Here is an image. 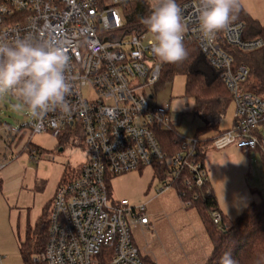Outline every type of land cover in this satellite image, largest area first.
<instances>
[{
    "label": "built area",
    "instance_id": "1",
    "mask_svg": "<svg viewBox=\"0 0 264 264\" xmlns=\"http://www.w3.org/2000/svg\"><path fill=\"white\" fill-rule=\"evenodd\" d=\"M137 0H0V37L9 40L32 31L43 39L62 44L70 57L67 78L72 85L67 97L70 114L59 109L40 118L28 113L21 129L9 130L10 138L51 134L60 138L69 131L85 138L91 155L78 174L56 191L49 215L47 243L33 256L42 264H145L133 241L132 226L150 224L145 204L110 199L113 177L166 165L169 177L159 194L173 188L184 171L183 185L201 189L209 182L197 145L205 139H184L183 150L169 156L160 143V131L173 132L169 109L149 103L161 77L162 63L153 55L150 32L133 30L120 11ZM186 26L184 43L198 47L221 78L236 106L231 130L214 136L210 146H231L264 154V136L258 129L264 121V99L243 91L249 69L235 66L219 39L243 53L264 47L261 38L246 40L243 23H230L209 42L196 20L199 0L179 4ZM95 98L88 100L84 90ZM14 98V97H13ZM31 158L35 159L31 154ZM210 191H208L209 193ZM185 207L192 200L181 196ZM215 224L222 221L217 213Z\"/></svg>",
    "mask_w": 264,
    "mask_h": 264
},
{
    "label": "rangeland",
    "instance_id": "2",
    "mask_svg": "<svg viewBox=\"0 0 264 264\" xmlns=\"http://www.w3.org/2000/svg\"><path fill=\"white\" fill-rule=\"evenodd\" d=\"M260 1L264 4V0H250L249 5L264 24V5L260 8ZM151 2L153 5L154 0ZM120 14L127 24L126 12L120 11ZM149 37L154 39L152 34ZM185 86V77L177 76L171 84L158 90L150 89L148 96L152 94L154 98L149 99V103L169 109L173 130L184 139H193L203 124L193 116L194 101L185 97ZM84 96L88 100L95 98L89 89L84 90ZM15 102V98L10 95L0 98V136H4V129L9 134V130L21 129L29 121L26 111L13 109ZM235 111L236 106L232 102L219 124V130L232 128ZM260 130L262 133L258 132V137L264 136V122L260 125ZM213 134L215 133H207L200 139L213 137ZM25 136L24 142L28 140L27 135ZM63 136L58 139L51 134L34 135L26 150L15 157L14 173L4 180V186L0 190V255L7 258L5 264H23L18 255V245L24 241L28 231L36 227L57 188L74 178L82 164L90 158L91 152L83 136L69 131ZM233 148L238 149L231 146L225 151L210 146L207 150L209 160H206V168L212 171L217 185L235 190L234 201L230 196L222 201L224 211H227L231 220L240 216L249 205L259 203L260 194L264 192L263 153L255 151L258 153L244 154V157L227 152ZM31 154L34 155V160L31 159ZM162 183L150 166L141 172L113 177L109 181L110 199H126L137 204L144 198L149 187H152L149 194L151 197L154 194L153 187L160 188ZM5 187L8 188L7 191ZM15 187L16 190L13 189ZM175 191L171 188L168 194L174 196ZM166 195L167 193L164 196ZM164 200L169 199L165 197Z\"/></svg>",
    "mask_w": 264,
    "mask_h": 264
},
{
    "label": "trees",
    "instance_id": "3",
    "mask_svg": "<svg viewBox=\"0 0 264 264\" xmlns=\"http://www.w3.org/2000/svg\"><path fill=\"white\" fill-rule=\"evenodd\" d=\"M151 1L137 0L127 5V20L133 30L147 31L140 21L141 17L149 15L152 11ZM185 1L187 0H177V3ZM238 22L245 26L244 39L261 38L264 41V25L254 19L241 3L240 11L235 15L232 23ZM219 42L222 49L232 56L235 66L245 65L249 69L247 81L242 86L243 91L264 99V47L252 53H243L237 48L228 46L222 38L219 39ZM185 46L189 53L187 59L178 64H162L161 77L155 88L158 90L173 83L177 76L185 77V97L194 101L193 116L203 124L194 139H200L201 136L211 132H216L219 135L223 133L219 131V124L226 116L233 97L227 90L221 73L206 61L198 47L187 43ZM63 137L62 135L59 139ZM158 137L169 156L183 150L185 140L177 132L160 131ZM212 138L205 139V142L202 141L196 147L202 162H204V148L210 145ZM153 169L156 177L162 181L170 175L166 165L153 166ZM186 177H188V172L184 171L182 175L173 180L172 186L185 200H192L194 195L198 196L192 207H196L202 215L212 246V253L206 264H219L220 257L225 252H230L237 264H264V192L260 194L259 203L249 205L240 216L231 220L221 214L209 182L204 188L189 190L183 185ZM208 191L210 192L208 193ZM52 202L53 200L47 204L45 213L37 222L36 227L28 231L24 241L19 245L23 264H36L32 261L33 256L45 248ZM217 213L222 216V221L219 224H215L213 219ZM142 259L145 264H148L144 258ZM100 264L108 263L102 260Z\"/></svg>",
    "mask_w": 264,
    "mask_h": 264
},
{
    "label": "clouds",
    "instance_id": "4",
    "mask_svg": "<svg viewBox=\"0 0 264 264\" xmlns=\"http://www.w3.org/2000/svg\"><path fill=\"white\" fill-rule=\"evenodd\" d=\"M151 7L150 14L141 17L140 22L154 37L153 55L162 64L183 62L189 55L184 43L183 9L177 0H154ZM239 11V0H199L196 20L203 37L211 42ZM69 60L62 44L43 39L35 32L12 40L0 37V98L14 97L13 109L26 111L34 118L57 109L70 114L67 97L72 85L66 75ZM219 264L237 262L230 252H225Z\"/></svg>",
    "mask_w": 264,
    "mask_h": 264
},
{
    "label": "crops",
    "instance_id": "5",
    "mask_svg": "<svg viewBox=\"0 0 264 264\" xmlns=\"http://www.w3.org/2000/svg\"><path fill=\"white\" fill-rule=\"evenodd\" d=\"M239 1L254 19L264 25L261 21V17H258L253 13L254 11L249 5V3H251L250 0ZM262 5L264 4L260 1V8ZM234 124L235 118L232 128L234 127ZM228 130L219 131L225 132ZM258 132L262 133L260 127ZM213 133H215L213 134V137L217 135L216 132ZM24 138L26 137L19 136L17 138H10L6 129H4V136H0V190L2 189V185L4 186V180L14 173L13 166L16 163L15 157L22 154L27 146L30 145L28 140L25 142L23 141ZM207 138H212V136ZM209 147L210 145H207L204 148L203 160L205 167H207L206 160H209L207 153ZM229 148L230 147L224 150L226 151ZM227 152L238 153L244 157H246L244 154L250 155L258 153L239 148H233ZM206 170L219 210L223 216L229 218L227 211H224L225 208L222 206V201L228 199V196L234 201L235 190L219 187L212 177V171L207 168ZM151 188L152 187H149L141 202H137V204L134 203V205L145 204L150 219V224L147 227H142L137 223L132 226L133 241L137 246L140 255H142L148 264H206L212 253V246L199 210L196 207H185L183 200L176 191L177 196L168 194L171 189H169L166 192L167 195L164 196L166 193H162V195L158 193L159 186L155 188L153 187L154 194L150 197L149 194ZM13 189L16 190V187ZM7 190L8 188L5 187V191ZM162 197H168L169 200L163 201ZM18 255L20 256L19 245ZM6 260L7 258L5 256L0 255V264H5Z\"/></svg>",
    "mask_w": 264,
    "mask_h": 264
}]
</instances>
